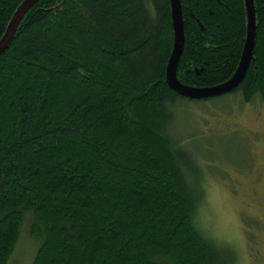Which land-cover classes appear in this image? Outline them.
Masks as SVG:
<instances>
[{
    "label": "trees",
    "instance_id": "16d2710c",
    "mask_svg": "<svg viewBox=\"0 0 264 264\" xmlns=\"http://www.w3.org/2000/svg\"><path fill=\"white\" fill-rule=\"evenodd\" d=\"M21 2L0 0V38ZM178 2L177 82L227 81L244 51L245 0ZM253 7L243 79L199 99L167 76L171 0H40L26 12L0 54V264L23 227L31 264L237 262L196 225L205 173L175 111L229 94L264 102V0Z\"/></svg>",
    "mask_w": 264,
    "mask_h": 264
},
{
    "label": "rangeland",
    "instance_id": "374dc122",
    "mask_svg": "<svg viewBox=\"0 0 264 264\" xmlns=\"http://www.w3.org/2000/svg\"><path fill=\"white\" fill-rule=\"evenodd\" d=\"M176 114V135L205 173L197 227L234 252L235 264H264V102L184 100ZM35 248L23 227L9 264H31Z\"/></svg>",
    "mask_w": 264,
    "mask_h": 264
},
{
    "label": "water",
    "instance_id": "95a60500",
    "mask_svg": "<svg viewBox=\"0 0 264 264\" xmlns=\"http://www.w3.org/2000/svg\"><path fill=\"white\" fill-rule=\"evenodd\" d=\"M39 1L40 0H22V2L19 4L7 25L5 33L0 38V54L7 49L23 16L31 7H33ZM245 2L248 21L247 34L245 39L244 51L235 73L232 75L231 78L219 85L207 88H190L183 86L179 82H177L174 74V68L182 44V25L180 18L179 2L178 0H171L175 38L174 47L171 53L170 61L167 66V76L170 80V86L175 90V92L184 97L199 99L203 97L219 96L235 89L239 85L249 65L255 35V12L253 7V0H245Z\"/></svg>",
    "mask_w": 264,
    "mask_h": 264
}]
</instances>
